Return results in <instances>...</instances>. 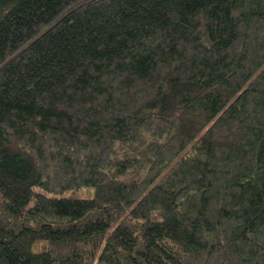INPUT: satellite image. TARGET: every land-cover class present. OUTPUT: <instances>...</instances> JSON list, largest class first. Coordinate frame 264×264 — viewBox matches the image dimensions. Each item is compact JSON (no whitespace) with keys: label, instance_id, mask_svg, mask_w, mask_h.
<instances>
[{"label":"trees","instance_id":"obj_1","mask_svg":"<svg viewBox=\"0 0 264 264\" xmlns=\"http://www.w3.org/2000/svg\"><path fill=\"white\" fill-rule=\"evenodd\" d=\"M0 264H264V0H0Z\"/></svg>","mask_w":264,"mask_h":264},{"label":"rangeland","instance_id":"obj_2","mask_svg":"<svg viewBox=\"0 0 264 264\" xmlns=\"http://www.w3.org/2000/svg\"><path fill=\"white\" fill-rule=\"evenodd\" d=\"M82 191L81 190H77V189H73V190H66L65 192L63 193H47L48 195L50 196H66V195H72V196H76V197H90L92 195V190L91 189H88V192H86V194H82L81 193ZM39 242V241H38ZM38 242H36L33 246V249L34 250H38L39 248V244Z\"/></svg>","mask_w":264,"mask_h":264}]
</instances>
